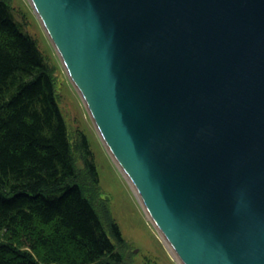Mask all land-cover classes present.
Listing matches in <instances>:
<instances>
[{
  "label": "water",
  "instance_id": "obj_1",
  "mask_svg": "<svg viewBox=\"0 0 264 264\" xmlns=\"http://www.w3.org/2000/svg\"><path fill=\"white\" fill-rule=\"evenodd\" d=\"M183 264H264V0H29Z\"/></svg>",
  "mask_w": 264,
  "mask_h": 264
},
{
  "label": "trees",
  "instance_id": "obj_2",
  "mask_svg": "<svg viewBox=\"0 0 264 264\" xmlns=\"http://www.w3.org/2000/svg\"><path fill=\"white\" fill-rule=\"evenodd\" d=\"M53 71L0 0V264H127L119 224L89 193L99 172L85 135L80 176Z\"/></svg>",
  "mask_w": 264,
  "mask_h": 264
},
{
  "label": "rangeland",
  "instance_id": "obj_3",
  "mask_svg": "<svg viewBox=\"0 0 264 264\" xmlns=\"http://www.w3.org/2000/svg\"><path fill=\"white\" fill-rule=\"evenodd\" d=\"M26 30L36 39L53 68L58 102L74 147L76 165L84 176L85 158L78 142L85 135L99 172V182L90 183V196L104 222L112 218L120 226L123 243L115 240L127 264H181L175 253L151 223L137 192L106 149L79 93L65 71L59 55L29 0H6ZM141 202V203H140Z\"/></svg>",
  "mask_w": 264,
  "mask_h": 264
},
{
  "label": "bare ground",
  "instance_id": "obj_4",
  "mask_svg": "<svg viewBox=\"0 0 264 264\" xmlns=\"http://www.w3.org/2000/svg\"><path fill=\"white\" fill-rule=\"evenodd\" d=\"M140 198V197H139ZM141 200V199H140ZM142 202V201H141ZM143 204V203H142ZM167 242V241H166ZM167 244L169 245V247L172 249V251L174 252L172 246L167 242ZM177 256V255H176Z\"/></svg>",
  "mask_w": 264,
  "mask_h": 264
}]
</instances>
